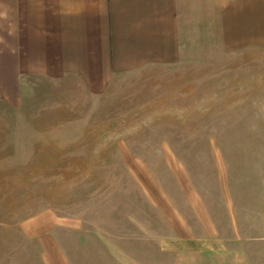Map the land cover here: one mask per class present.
I'll return each mask as SVG.
<instances>
[{"label":"rangeland","instance_id":"374dc122","mask_svg":"<svg viewBox=\"0 0 264 264\" xmlns=\"http://www.w3.org/2000/svg\"><path fill=\"white\" fill-rule=\"evenodd\" d=\"M187 40L99 91L41 76L15 99L0 72V264H45L50 241L156 264L189 236L235 253L197 260L264 264V0H195Z\"/></svg>","mask_w":264,"mask_h":264},{"label":"crops","instance_id":"0c3cea01","mask_svg":"<svg viewBox=\"0 0 264 264\" xmlns=\"http://www.w3.org/2000/svg\"><path fill=\"white\" fill-rule=\"evenodd\" d=\"M194 2L0 0V72H10L16 99L33 77L58 78L62 84L75 82L99 91L119 73L185 60ZM188 238L184 244L176 238L161 241L156 264H164L162 255L167 253L172 254L171 264H212L197 260V251L235 254L223 239ZM124 248L126 255L115 264H154L137 261L135 255L128 259L129 252L138 250ZM42 254L45 264H74L56 241L43 242Z\"/></svg>","mask_w":264,"mask_h":264}]
</instances>
